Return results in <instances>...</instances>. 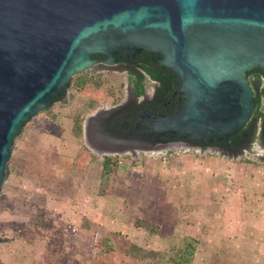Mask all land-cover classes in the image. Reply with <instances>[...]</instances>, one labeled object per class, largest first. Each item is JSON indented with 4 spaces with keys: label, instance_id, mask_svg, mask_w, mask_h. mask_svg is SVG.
<instances>
[{
    "label": "rangeland",
    "instance_id": "rangeland-1",
    "mask_svg": "<svg viewBox=\"0 0 264 264\" xmlns=\"http://www.w3.org/2000/svg\"><path fill=\"white\" fill-rule=\"evenodd\" d=\"M89 76L76 74L67 104L32 117L14 140L0 192V263L264 264L258 156L184 146L114 156L106 171L80 126L123 77Z\"/></svg>",
    "mask_w": 264,
    "mask_h": 264
},
{
    "label": "water",
    "instance_id": "water-1",
    "mask_svg": "<svg viewBox=\"0 0 264 264\" xmlns=\"http://www.w3.org/2000/svg\"><path fill=\"white\" fill-rule=\"evenodd\" d=\"M142 50L164 55L185 99L173 114L155 115L153 131L222 141L255 110L248 72L264 70V0H0V192L22 127L96 63L92 55L112 63ZM184 146L197 148L175 145Z\"/></svg>",
    "mask_w": 264,
    "mask_h": 264
},
{
    "label": "flooded vegetation",
    "instance_id": "flooded-vegetation-1",
    "mask_svg": "<svg viewBox=\"0 0 264 264\" xmlns=\"http://www.w3.org/2000/svg\"><path fill=\"white\" fill-rule=\"evenodd\" d=\"M92 58L96 63L82 73H90L92 79L98 73H116L123 77V85H113L103 90L100 104L81 121L80 132L84 145L93 154L115 151L124 154H104L103 158L118 155L134 158L141 153L153 152L137 150L135 147L138 144L143 148L167 151L166 148L179 143L193 144L197 147L194 150L199 148L203 151L220 147L236 158H243L247 153L258 156L256 152H264V97L259 101L253 86L255 110L238 133L219 142L182 139L167 134L159 135L151 126V119L155 115H171L185 100L179 91L178 75L163 64V54L147 50L133 55L118 53L112 63H107L106 54L92 55ZM254 70L261 72L263 69ZM73 83L72 78L71 86ZM259 83L264 86V77L259 79ZM69 91L63 89L53 97L54 104L50 108L67 104ZM255 145H258L257 149L253 148Z\"/></svg>",
    "mask_w": 264,
    "mask_h": 264
},
{
    "label": "trees",
    "instance_id": "trees-1",
    "mask_svg": "<svg viewBox=\"0 0 264 264\" xmlns=\"http://www.w3.org/2000/svg\"><path fill=\"white\" fill-rule=\"evenodd\" d=\"M248 77L251 80L252 86L257 91V99L259 101H261V99L264 97V86L262 87V85L259 83V79L264 77V71L262 70L261 72H256V70H252V71L248 72ZM77 82H78V85L82 84L81 81H77ZM22 129H23V127H22ZM22 129H21V131H22ZM85 149H86V152H87L88 155H90V156L94 155L86 147H85ZM113 157L114 156H106V157H104V168L106 169V171H107V168L110 167L109 165H113L114 168L116 167L117 163L115 162V159H113ZM77 167H78V165H77ZM109 170L110 169H108V171ZM186 250L189 251V254L186 256V254L181 253L180 258L183 259V260L186 259V261H188V260H190V257H191V255L193 254V252L195 250V245L191 244V243L187 244V249ZM179 263H180V261L178 262V260H177L176 264H179Z\"/></svg>",
    "mask_w": 264,
    "mask_h": 264
},
{
    "label": "crops",
    "instance_id": "crops-1",
    "mask_svg": "<svg viewBox=\"0 0 264 264\" xmlns=\"http://www.w3.org/2000/svg\"><path fill=\"white\" fill-rule=\"evenodd\" d=\"M263 216H264V212H263ZM260 223V222H259ZM264 234V233H263ZM260 238V237H259ZM262 242H264V237L262 238ZM258 241V243H260V241H259V239L257 240Z\"/></svg>",
    "mask_w": 264,
    "mask_h": 264
}]
</instances>
